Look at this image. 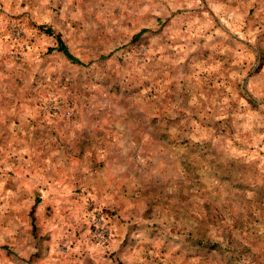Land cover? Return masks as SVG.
Returning a JSON list of instances; mask_svg holds the SVG:
<instances>
[{"label":"rangeland","instance_id":"374dc122","mask_svg":"<svg viewBox=\"0 0 264 264\" xmlns=\"http://www.w3.org/2000/svg\"><path fill=\"white\" fill-rule=\"evenodd\" d=\"M10 1L0 264H264V0Z\"/></svg>","mask_w":264,"mask_h":264},{"label":"trees","instance_id":"16d2710c","mask_svg":"<svg viewBox=\"0 0 264 264\" xmlns=\"http://www.w3.org/2000/svg\"><path fill=\"white\" fill-rule=\"evenodd\" d=\"M59 50H61V51H63V53L71 60V61H73V62H77V63H81L80 61H79V59H77L76 57H74L73 55H71L69 52H68V50H67V48H66V46L59 40V42H58V47H57ZM48 50H50V48L48 49Z\"/></svg>","mask_w":264,"mask_h":264},{"label":"crops","instance_id":"0c3cea01","mask_svg":"<svg viewBox=\"0 0 264 264\" xmlns=\"http://www.w3.org/2000/svg\"><path fill=\"white\" fill-rule=\"evenodd\" d=\"M1 1V0H0ZM11 2L10 0H3V5H6V3ZM10 4V3H9ZM6 7V6H5Z\"/></svg>","mask_w":264,"mask_h":264}]
</instances>
